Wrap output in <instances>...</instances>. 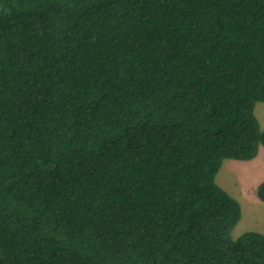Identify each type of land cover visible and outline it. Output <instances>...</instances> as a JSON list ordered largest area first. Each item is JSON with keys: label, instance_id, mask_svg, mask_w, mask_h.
<instances>
[{"label": "trees", "instance_id": "trees-1", "mask_svg": "<svg viewBox=\"0 0 264 264\" xmlns=\"http://www.w3.org/2000/svg\"><path fill=\"white\" fill-rule=\"evenodd\" d=\"M263 102L264 0H0V264H264Z\"/></svg>", "mask_w": 264, "mask_h": 264}, {"label": "rangeland", "instance_id": "rangeland-1", "mask_svg": "<svg viewBox=\"0 0 264 264\" xmlns=\"http://www.w3.org/2000/svg\"><path fill=\"white\" fill-rule=\"evenodd\" d=\"M262 105H264V102L257 104L256 114L258 112L261 117H264V108L259 111V107ZM260 127L263 131L264 121L262 118L260 121ZM262 149V151H264L263 146ZM247 163L249 162L226 159L223 162V166L216 179L217 183L223 189L226 188L225 190H228L229 193L232 191L233 193L231 195L237 200L238 198L240 199L239 203L242 207V218L232 232L233 239H238L242 234L248 231H255L264 234V202L260 200L257 194L258 186L264 181V173H259L258 178H252V173L255 172L254 169L247 171V169L236 166L246 165ZM221 177H223V182L221 181ZM234 195L238 197H235Z\"/></svg>", "mask_w": 264, "mask_h": 264}, {"label": "crops", "instance_id": "crops-1", "mask_svg": "<svg viewBox=\"0 0 264 264\" xmlns=\"http://www.w3.org/2000/svg\"><path fill=\"white\" fill-rule=\"evenodd\" d=\"M264 108V105H262L261 107H259V111H260V109H263ZM257 114H258V112H257ZM256 114V115H257ZM258 119H259V122L261 121V118L263 119V121H264V117H261L259 114H258ZM263 149H262V147L260 148V151H259V154H258V156L255 158V159H253V160H250V161H248L249 163H247L246 165H236V166H238V167H240V168H244V169H247V171H249L250 169H254L255 170V172L254 173H252L253 174V177L252 178H258V175H259V173H264V151H262ZM262 152H263V154H262ZM221 181L223 182L224 180H223V177H221ZM251 182H253V181H251ZM256 182V181H255ZM254 183V182H253ZM255 184V183H254ZM261 184V183H260ZM225 185V184H224ZM259 187V186H258ZM226 189V188H225ZM228 191V190H227ZM231 191V190H230ZM229 192V191H228ZM233 192L231 191L230 192V194H232ZM235 196V195H234ZM235 197H238V196H235ZM238 200H239V202H240V199L238 198ZM249 232V231H248Z\"/></svg>", "mask_w": 264, "mask_h": 264}]
</instances>
